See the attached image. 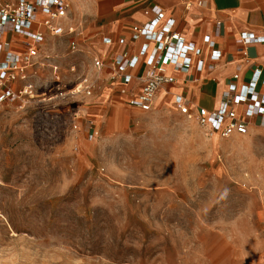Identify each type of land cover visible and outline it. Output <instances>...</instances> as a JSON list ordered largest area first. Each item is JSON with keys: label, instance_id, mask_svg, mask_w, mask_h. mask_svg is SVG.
<instances>
[{"label": "rangeland", "instance_id": "1", "mask_svg": "<svg viewBox=\"0 0 264 264\" xmlns=\"http://www.w3.org/2000/svg\"><path fill=\"white\" fill-rule=\"evenodd\" d=\"M70 20L41 49L37 101L0 111V264H264V129L208 136L106 85L51 99L56 75L66 92L100 77L88 15Z\"/></svg>", "mask_w": 264, "mask_h": 264}, {"label": "built area", "instance_id": "2", "mask_svg": "<svg viewBox=\"0 0 264 264\" xmlns=\"http://www.w3.org/2000/svg\"><path fill=\"white\" fill-rule=\"evenodd\" d=\"M73 2L0 0V111L11 106L23 109L27 104L37 101L38 90L33 79L38 74L36 66L41 49L49 37L76 32L74 28L66 26ZM145 13L150 18L147 22L133 23L130 27L131 40L140 43L137 52L124 49L112 53L109 80L121 82L124 91L132 94L130 106L147 112L152 109L157 92L162 87L176 83L175 73L201 74L209 67L208 61L215 63L222 58V51L214 39L207 35L203 39L207 46L206 58L201 47L194 42H187L174 29L175 20L167 18L162 8L153 6ZM220 25L219 22L216 25V36L220 34ZM103 42L110 44L112 39L104 38ZM125 42V38L119 40L120 44ZM239 42L244 46L264 43V34L243 30L239 33ZM72 44L75 45L74 42ZM93 61L98 72L107 66L99 57ZM141 63L143 66L139 75L129 73ZM57 69L54 66L55 75ZM239 79L240 74L236 72L214 109L193 104L182 95H176L175 105L181 114L195 119L208 136L228 138L247 135L253 128L264 129V92L259 90V85L264 84V70L255 68L247 84H240ZM134 80L138 84L131 87ZM58 81L56 75L57 87L51 99L78 93L90 95L97 83V80L83 77L77 86L66 92ZM74 114L76 123L73 127L78 129L81 118L79 112ZM90 137L93 138V134Z\"/></svg>", "mask_w": 264, "mask_h": 264}, {"label": "crops", "instance_id": "3", "mask_svg": "<svg viewBox=\"0 0 264 264\" xmlns=\"http://www.w3.org/2000/svg\"><path fill=\"white\" fill-rule=\"evenodd\" d=\"M73 5L72 8L88 15L85 29L88 37L94 42L89 49L95 57H99L107 64L101 72H98L100 74L98 79L94 76L95 78L90 77V80L99 81L96 83L98 87L112 86L110 93L120 92L121 96L127 99L128 104L132 94L124 91L121 82L109 80L112 71L110 56L124 49L137 52L140 43L131 40L130 27L133 23L147 22L150 18L145 12L153 6H159L165 11L167 18L174 19V29L180 32L187 42H194L201 47L206 58L207 46L203 39L207 35L214 39L217 47L222 51V58L215 63L208 61L209 67L201 74L175 73L176 83L162 87L157 92L154 104L169 100L175 105L176 95H182L188 99L197 95L194 104L214 109L219 105L222 93L236 72L240 74L239 83L247 84L255 68L264 70V43L244 46L239 42V33L243 30L264 34V0H77L76 2L74 0ZM218 22L221 24L220 34L216 36ZM66 26L74 28L71 20L66 22ZM75 31L74 34L64 35H75L77 30ZM54 38L57 37H49L47 41ZM104 38H111L112 43L105 44ZM121 38L126 39L124 44L119 43ZM142 66V63L139 64L129 73L139 75ZM137 84L138 82L134 80L131 87ZM259 90L264 92V84L259 85ZM112 94L109 95L112 96ZM90 95L78 93L73 97ZM129 107L140 110L133 108L130 104ZM115 109V114L123 113L122 107Z\"/></svg>", "mask_w": 264, "mask_h": 264}]
</instances>
